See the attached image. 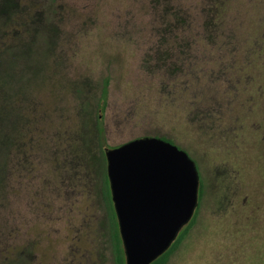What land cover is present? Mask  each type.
<instances>
[{"label":"rangeland","instance_id":"1","mask_svg":"<svg viewBox=\"0 0 264 264\" xmlns=\"http://www.w3.org/2000/svg\"><path fill=\"white\" fill-rule=\"evenodd\" d=\"M0 53V264H117L103 152L144 136L201 176L167 264H264V0H0Z\"/></svg>","mask_w":264,"mask_h":264},{"label":"water","instance_id":"2","mask_svg":"<svg viewBox=\"0 0 264 264\" xmlns=\"http://www.w3.org/2000/svg\"><path fill=\"white\" fill-rule=\"evenodd\" d=\"M126 264L164 255L199 205L200 173L190 154L159 136L105 150Z\"/></svg>","mask_w":264,"mask_h":264},{"label":"trees","instance_id":"3","mask_svg":"<svg viewBox=\"0 0 264 264\" xmlns=\"http://www.w3.org/2000/svg\"><path fill=\"white\" fill-rule=\"evenodd\" d=\"M3 59H4V54L0 53V77L4 76V70H2L4 66L3 64H1V61ZM34 85L35 84L30 85L32 88H29L28 86L25 87L24 92H26V89H29L30 92H32L33 89L36 88ZM24 92L18 93L15 91V94H17V96L22 95V94L25 95ZM107 94H108V88L105 87L104 92H103V98H104L105 105H106V100H107ZM7 103H8L7 91L5 90L4 81L1 82L0 80V180H7V161H6L7 146H12L13 149L18 150L19 152L24 151V147H26L27 143H29L28 141L26 143L25 139L29 135L30 130L25 132L26 130L23 128V126H26L27 129H29L32 125V119H33L32 117H30L31 113H29L28 115L25 114L22 119L20 118V115H18V119L14 121V126L11 127L10 125L12 134H7V128L9 127L7 115L9 116V112H10V110L6 109ZM95 137L98 139L99 143H102V141L105 142L106 140L105 127H104L102 119L98 120L97 132L95 133ZM88 142L89 141H86L89 147H91L93 144H91V141L89 142L90 144ZM103 155H105V152H103ZM105 179H106V182L108 183L107 176L105 177ZM200 179H201V176H200ZM201 193L202 191L200 190L199 195H201ZM108 200L110 203H112V196H111L109 185H108ZM111 207L114 213L113 218L115 220L113 239L115 241V246H116V261H117V264H126V257H125L122 238H121L120 231H119V225H118V220L116 217V212H115L114 206L112 205ZM196 216H197V210L195 212V215L192 217L191 221L189 222V224H187L182 229L178 238L173 242L169 250L164 255H161L157 260H155L151 264H167L169 262L172 254L178 249L183 239L186 238L190 227L195 221Z\"/></svg>","mask_w":264,"mask_h":264}]
</instances>
